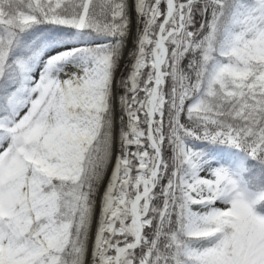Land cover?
Wrapping results in <instances>:
<instances>
[{"label": "snow or ice", "instance_id": "6c2138e0", "mask_svg": "<svg viewBox=\"0 0 264 264\" xmlns=\"http://www.w3.org/2000/svg\"><path fill=\"white\" fill-rule=\"evenodd\" d=\"M0 264H264V0H0Z\"/></svg>", "mask_w": 264, "mask_h": 264}, {"label": "rangeland", "instance_id": "374dc122", "mask_svg": "<svg viewBox=\"0 0 264 264\" xmlns=\"http://www.w3.org/2000/svg\"><path fill=\"white\" fill-rule=\"evenodd\" d=\"M129 42H131V38ZM214 153L220 163H228L230 155H233L230 149H227L222 146L215 148Z\"/></svg>", "mask_w": 264, "mask_h": 264}, {"label": "trees", "instance_id": "16d2710c", "mask_svg": "<svg viewBox=\"0 0 264 264\" xmlns=\"http://www.w3.org/2000/svg\"><path fill=\"white\" fill-rule=\"evenodd\" d=\"M133 28L135 29V16L134 15H133ZM131 46H132V41L129 42V48H131ZM122 67H123V65H122ZM118 75H119V73H118Z\"/></svg>", "mask_w": 264, "mask_h": 264}, {"label": "bare ground", "instance_id": "6f19581e", "mask_svg": "<svg viewBox=\"0 0 264 264\" xmlns=\"http://www.w3.org/2000/svg\"><path fill=\"white\" fill-rule=\"evenodd\" d=\"M129 41H130V39H129Z\"/></svg>", "mask_w": 264, "mask_h": 264}]
</instances>
